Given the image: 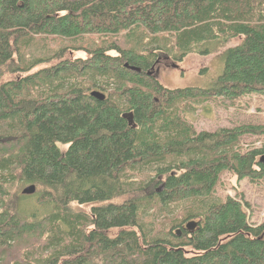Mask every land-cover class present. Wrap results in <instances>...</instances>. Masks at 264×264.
<instances>
[{"label": "trees", "instance_id": "1", "mask_svg": "<svg viewBox=\"0 0 264 264\" xmlns=\"http://www.w3.org/2000/svg\"><path fill=\"white\" fill-rule=\"evenodd\" d=\"M220 51L209 88L152 75L163 54ZM252 95L264 0H0V264H264V222L217 190L264 180V145L245 143L264 125L185 118Z\"/></svg>", "mask_w": 264, "mask_h": 264}, {"label": "rangeland", "instance_id": "2", "mask_svg": "<svg viewBox=\"0 0 264 264\" xmlns=\"http://www.w3.org/2000/svg\"><path fill=\"white\" fill-rule=\"evenodd\" d=\"M52 44L53 47L60 46L62 41ZM221 51L208 56L192 53L183 62H178L174 60L173 56L170 58L163 54L157 67L152 70V75L164 87L171 90L187 87L209 88L212 80L218 77L224 68ZM205 69L208 70L206 75H201V71ZM185 118L194 125L198 132H215L250 123L264 125V100L253 95L244 97L235 105L225 100H219L217 103L202 106L196 114L188 115ZM245 143L260 149L264 145V136L249 137ZM62 149L65 150L66 147ZM217 190L218 195L222 198L229 196L243 200L251 225L258 226L264 222V180L254 184L248 180H239L233 174L227 173L222 176L221 184ZM20 202L22 201L19 200ZM24 204H29V201ZM76 209L86 213L90 212L88 205H82ZM194 221L199 222L198 219H194Z\"/></svg>", "mask_w": 264, "mask_h": 264}, {"label": "water", "instance_id": "3", "mask_svg": "<svg viewBox=\"0 0 264 264\" xmlns=\"http://www.w3.org/2000/svg\"><path fill=\"white\" fill-rule=\"evenodd\" d=\"M125 67L132 70V71H139V69H137V68H132V67L130 68L128 64H126ZM91 96L98 101H105L106 100V95L101 93V92H98V91L92 92ZM259 162L264 166V155L261 156ZM36 191H37L36 186L30 185V186L26 187L22 193H23V195L31 196V195H34L36 193ZM197 226H198V223L191 222V223L187 224L186 229L189 232L193 233L196 230Z\"/></svg>", "mask_w": 264, "mask_h": 264}, {"label": "bare ground", "instance_id": "4", "mask_svg": "<svg viewBox=\"0 0 264 264\" xmlns=\"http://www.w3.org/2000/svg\"><path fill=\"white\" fill-rule=\"evenodd\" d=\"M136 72H139V71H136ZM98 92H99V91H98ZM101 93H102V92H101ZM103 94H104V93H103ZM260 158H261V157H260ZM259 160H260V159H259ZM36 188H37V187H36ZM36 192H37V191H36ZM35 194H36V193H35ZM35 194H34V195H35ZM31 196H33V195H31ZM191 222H196V221H190V222H188L187 224H189V223H191ZM196 223L199 224V222H196ZM187 224L183 227L185 230H187V229H186ZM197 227H198V226H197ZM196 229H197V228H196ZM187 231H188V230H187ZM188 232H189V231H188ZM189 233H191V232H189ZM177 235H178V236H181V230H178V231H177Z\"/></svg>", "mask_w": 264, "mask_h": 264}, {"label": "flooded vegetation", "instance_id": "5", "mask_svg": "<svg viewBox=\"0 0 264 264\" xmlns=\"http://www.w3.org/2000/svg\"><path fill=\"white\" fill-rule=\"evenodd\" d=\"M155 68H156V67H155ZM155 68H154V69H155Z\"/></svg>", "mask_w": 264, "mask_h": 264}]
</instances>
